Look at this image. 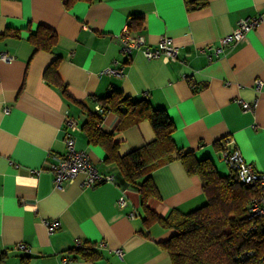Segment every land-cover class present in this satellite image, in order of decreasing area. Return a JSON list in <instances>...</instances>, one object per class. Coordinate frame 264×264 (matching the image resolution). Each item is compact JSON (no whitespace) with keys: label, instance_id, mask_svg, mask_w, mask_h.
Listing matches in <instances>:
<instances>
[{"label":"crops","instance_id":"1","mask_svg":"<svg viewBox=\"0 0 264 264\" xmlns=\"http://www.w3.org/2000/svg\"><path fill=\"white\" fill-rule=\"evenodd\" d=\"M188 1L96 0L67 8V0H0V52L15 57L0 62V264H173L162 244L176 230L147 221L149 212L167 219L201 208L207 202L202 180L175 159L152 173L158 197L143 206L138 189L123 182L106 150L90 144L83 129L89 113L114 90L166 110L177 148L211 160L220 176L231 173L226 138L264 172V0H191L206 2L193 11ZM253 17H261V24L243 42L219 56L204 53L239 20ZM41 26L57 36L49 50L31 41ZM129 26L152 46L171 37L181 60H149L136 52L127 63L120 35ZM115 61L125 65L120 77L104 73L119 67ZM238 100L255 108L244 110ZM67 116L79 122L76 148L111 181L94 188L82 187V176L54 182L47 163L66 152ZM119 122L107 112L101 128L113 135L121 156L156 139L147 120L124 130H117ZM121 196L128 201L123 209ZM54 220L61 227L50 233L45 221ZM21 243L31 251L18 250ZM85 245L95 251L87 259L76 251ZM65 257L71 261L63 262Z\"/></svg>","mask_w":264,"mask_h":264},{"label":"trees","instance_id":"2","mask_svg":"<svg viewBox=\"0 0 264 264\" xmlns=\"http://www.w3.org/2000/svg\"><path fill=\"white\" fill-rule=\"evenodd\" d=\"M79 1L93 3L96 0H67L65 6L69 8ZM187 4L193 11L204 7L206 2L199 5L189 0ZM134 26H129V29L132 31ZM56 38L53 30L41 26L31 36V41L37 49L49 50ZM55 65L56 62L47 68V78H52ZM63 91L67 93L65 89ZM100 103L106 112L120 117L117 130L127 129L144 120L152 125L156 139L126 156L119 154V145L113 135L102 130L103 115L90 112L83 126L89 143L102 146L107 152V160L118 166L123 182L138 189L146 209L147 202L158 197L152 173L161 166L180 159L190 174L198 175L202 180L207 202L201 208L183 215L175 211L167 219L149 212L147 221H158L176 230V234L162 244L173 264H264V228L253 230L252 222L246 217L253 189L242 185L232 172L228 176H220L211 160H197L192 153L179 150L173 138L175 127L169 114L155 108L149 98H132L114 90ZM141 179L143 182L138 183ZM76 251L84 259L95 252L87 245ZM246 252H254L253 257L248 261L239 260L238 257Z\"/></svg>","mask_w":264,"mask_h":264},{"label":"built area","instance_id":"3","mask_svg":"<svg viewBox=\"0 0 264 264\" xmlns=\"http://www.w3.org/2000/svg\"><path fill=\"white\" fill-rule=\"evenodd\" d=\"M261 17L244 18L239 20L237 26L230 33L225 35L219 42L218 46H207L204 53L212 52L215 56H219L227 49L235 47L237 44L243 42L249 32L257 29L261 24ZM121 53L129 60L136 52H142L149 60L166 59L168 61L181 60V52L174 40L169 36H162L156 46L150 45L145 36L141 34H134L129 29L125 28L120 35ZM15 61V57L5 52H0V62L11 63ZM118 68H108L105 74L110 76L120 77L124 75L125 65L119 64ZM257 90L263 87V81L257 80L255 82ZM244 110H253L255 105L249 104L243 100L238 102ZM96 111L101 115H106V110L97 105ZM66 136L65 145L66 152L60 156H53L51 161L47 163V169L53 174L54 182L62 184L63 182H74L79 176L83 177L82 187L94 188L100 186L104 182L111 181L112 177H105L100 174L98 169L92 163L88 153L76 148V132L80 130L79 122L75 117L67 116L65 119ZM224 160L228 165L230 171L236 176L237 180L244 186L253 189L254 195L250 200L246 217L252 222V229L264 228V172L255 169V167L247 162L241 151L237 148L235 142L231 138H226L223 143ZM128 201L124 196L118 200L119 208L123 209L127 206ZM129 217L136 218L135 214H129ZM49 232L53 233L61 227L59 220L45 221ZM80 245V243H79ZM100 246H105L101 243ZM16 248L20 251L30 252L24 244H18ZM118 254L123 257V253L118 250ZM254 252H246L238 258L242 261L250 260ZM264 260V257L262 258ZM68 257L63 258V262H70Z\"/></svg>","mask_w":264,"mask_h":264}]
</instances>
